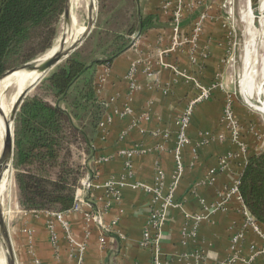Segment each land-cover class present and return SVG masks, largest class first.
<instances>
[{
	"label": "crops",
	"instance_id": "1",
	"mask_svg": "<svg viewBox=\"0 0 264 264\" xmlns=\"http://www.w3.org/2000/svg\"><path fill=\"white\" fill-rule=\"evenodd\" d=\"M174 4L175 0H171L164 9L161 0H138L139 14L152 16L154 25L134 33L129 47L111 62L94 68L93 84L101 104L103 126L98 124L90 135L88 167L95 169V187L81 193L79 210L61 212L71 226L73 242L62 233L56 217L59 212L27 210L17 201L9 210H2L14 264H78L80 246L81 264H150L151 253L139 242L152 194L130 183L153 187L158 166L164 172L162 191L167 192L172 182L178 117L186 102L198 92L194 83L178 75L172 66L206 87L216 81L229 84L231 80L226 76L227 55L234 27L232 16L222 8L220 0L182 2L177 32L190 37L194 24L201 23L194 62L186 43L160 55L162 50L170 49L175 34L171 23ZM132 65L136 68V89L129 94L127 74ZM230 93L225 87L213 89L192 115L187 128L190 141L181 150L183 172L173 193L179 206L170 210L161 239L164 264H199L190 256L196 251L206 256L204 264H219L234 252L239 257L236 264H243L242 260L252 254L250 247L259 249L263 244L258 235L246 230L242 241L231 250L230 239L242 228L240 204L235 197L214 212L205 209L215 204L219 192L240 176L248 159L221 123L223 105ZM126 105L130 112L119 115ZM248 115L247 109L235 101L233 117L239 127ZM220 135L222 139L218 138ZM135 148L143 152L130 157L129 175L121 152ZM230 152L236 156L220 166V158ZM102 157L106 159L94 163L95 158ZM110 179L126 185L115 184L109 190L103 185ZM116 189L118 193L114 195L112 191ZM7 191L1 189V203ZM97 210L98 222L93 218ZM186 214L206 216L194 222ZM50 225L56 240L52 239ZM192 228L195 234L186 236L185 232L188 234ZM3 258L0 243V264ZM261 263L262 256L258 255L251 264Z\"/></svg>",
	"mask_w": 264,
	"mask_h": 264
},
{
	"label": "trees",
	"instance_id": "2",
	"mask_svg": "<svg viewBox=\"0 0 264 264\" xmlns=\"http://www.w3.org/2000/svg\"><path fill=\"white\" fill-rule=\"evenodd\" d=\"M132 2L134 11L126 17L137 20V30L116 36L113 49L102 58L83 61L73 56L55 69L47 77L48 88L55 98L53 103L34 95L25 97L19 105L15 115L13 164L17 170L19 203L25 209L62 212L72 206L73 195L66 181L68 172L57 180L48 181V168L57 158L63 120L73 124V118L79 119L80 111H89L95 104L97 117L93 129L102 118L93 84L95 66L111 62L129 47L134 33L154 25L152 16L139 14L138 0ZM65 5L66 0H0V77L27 58L22 56L26 55L24 49L31 42L33 31L49 26L64 12ZM90 135L84 134L89 152ZM33 165L37 166L33 172L24 169ZM238 189L250 214L264 226V151L248 157Z\"/></svg>",
	"mask_w": 264,
	"mask_h": 264
},
{
	"label": "rangeland",
	"instance_id": "3",
	"mask_svg": "<svg viewBox=\"0 0 264 264\" xmlns=\"http://www.w3.org/2000/svg\"><path fill=\"white\" fill-rule=\"evenodd\" d=\"M92 1L94 3L91 5V8L93 9L91 15L87 14L88 12L83 9H79V11L73 10L72 16L74 20L71 21V14L70 17L68 15L66 18L63 12L46 28L33 31L32 40L24 49V53L26 55L22 56V58H27L11 69L27 68V66H32L38 58L47 53L56 44L58 47H61V49H67L74 42L72 36L75 35L77 31L85 29L88 22H91L90 31L77 45V47L68 56L62 58L55 66L49 69L28 92L26 97L36 95L53 103L55 98L48 88L49 84L47 82V77L55 71V69L65 64L67 59L73 56H77L83 61L102 58L104 55H107L111 49H113L112 42L116 36H119L120 33L124 34L126 31L137 30V20L132 18V16L126 17L129 12L134 11V4L132 0H122L119 4L117 3L119 0ZM220 1L222 3V8L225 10L229 9L232 13L231 16L234 30L231 31L234 33L231 43H234V49L231 58L227 61L228 68L226 76L231 79L230 83L226 84L221 83L220 81H216V83H219V85L221 83L222 87L231 91L229 98L231 111H234V103L236 101L245 107L249 112L247 121L241 125L240 128V142L245 146V152L243 153H245L248 158L250 155H258L264 151V62H262V58L264 59V24H262L264 23V0H259L258 2L259 13L257 16L254 15L253 10L250 8V0H232L229 5L227 2L230 0ZM167 7H169V5ZM248 20L251 23V27L257 29L255 30L258 32L259 40L255 49L256 53L254 52V58L256 61L250 68L253 83V93L250 98L244 94L241 87V82L243 81L245 75V73H242L241 59L243 43L245 40V30L247 26L246 22ZM255 22H257V25H255ZM260 42H262L263 45L260 44ZM0 99L4 101L3 104L7 109L6 116L8 119L9 111L12 106L10 102V94L5 92L0 96ZM70 112L76 113V111ZM79 113V119L73 118V124L63 120L59 146L57 148V158L53 161L52 166L48 168V176L50 177V180L46 176L48 181H53L62 177L64 172L67 171L66 181L69 184L68 187H71L73 200L76 195L80 197L81 193L85 192V188L81 185L84 177L88 173H93V175L95 174V169L88 167V161L91 153L89 152V148L84 140V134L90 135L92 133V129L94 128L93 124L95 123V119L97 117L96 104L89 111H80ZM14 129L15 117L12 120V139L14 136ZM14 148L15 147L13 145V152L15 150ZM98 159L100 158H95L94 163H100L97 162ZM27 168L33 172L37 166L33 165L32 167H24V169ZM9 171V186H5L6 190L8 187V191L4 195V200L1 203L2 210H9L15 203H17V201L19 202V199H21L20 192L15 181L17 170L14 167L13 158Z\"/></svg>",
	"mask_w": 264,
	"mask_h": 264
},
{
	"label": "built area",
	"instance_id": "4",
	"mask_svg": "<svg viewBox=\"0 0 264 264\" xmlns=\"http://www.w3.org/2000/svg\"><path fill=\"white\" fill-rule=\"evenodd\" d=\"M171 0H161L162 7L164 9L167 8L168 5H170ZM232 0L228 1L227 4L229 5ZM225 6V5H224ZM182 0H175L174 9L172 10V22L174 24V31L175 34L172 38L170 49L162 50L160 52V55L169 52L171 50L176 49L179 46H182L184 43L190 45V60L192 62L195 61V41L197 37L200 34L201 31V23L196 22L194 24V27L192 29V34L190 37H183L180 35V33L177 32V27L180 22V14L182 11ZM228 15H232L230 10H226ZM229 46H231L230 51L228 50L227 55V61L231 58L233 53V47L234 43H231ZM230 52V53H229ZM172 68L175 70V72L183 76L187 79H189L191 82L194 83V86L196 89H198V92L195 93L185 104L183 110L181 111L179 117H178V132L176 137V144L174 148V155H175V168L173 170L172 175V182L167 190V192L162 191V185H163V179H164V172L163 170L158 166L155 169V177L154 182L155 185L153 187H148L147 185H144L142 183H136L130 185L132 187H141L145 190H148L151 194V201L149 206V213L148 217L143 225L142 232H141V239L139 242L140 247L143 249H146L150 251L151 253V262L150 264H164V261L162 259V251H161V239L163 235V229L164 226L168 220L169 212L172 208H176L179 206L178 203L174 201L173 193L177 186V183L182 175L183 172V163L181 160V150L182 148L189 144V137L187 135V128L191 122L192 115L194 113V110L196 106L201 103L202 101L208 99L211 95V92L213 89L216 88H222V84L220 83H213L210 86H203L202 84L198 83L194 78L188 77L185 72L179 71L177 68ZM135 67L132 65L130 69L128 70L127 78L129 80V94L133 92L136 89V83L134 82V74H135ZM230 94H228L226 101L223 106V112H222V118L221 123L225 127L226 131L230 134V138L232 142H236V144L239 146V151L241 153L245 152V146L241 144L240 142V128L238 125V122L233 117V111H231V104H230ZM130 112L129 107L126 105L123 108V111L121 113L118 112L119 115L127 114ZM99 126H103V122L99 123ZM219 139H222L223 136L220 135L218 137ZM143 149L135 148L128 151H122L121 153L125 155L126 159L124 161V167L127 170V173L131 175V162L130 157L135 154V152H143ZM195 152V150H193ZM236 155L235 153H227L222 158H220L219 165L223 166L229 159L234 158ZM106 158H100L97 160V162H102ZM214 173V170L210 171V175ZM93 175L88 173L84 179L81 182V185L83 188H85V191H89L95 187V185L92 182L91 176ZM240 177V176H239ZM239 177L235 178L232 183L223 191L219 192L218 200L215 204H212L210 207H205V209L208 211V213H211L212 211H216L218 209H221L225 206V204L231 200L232 197H235L236 201L240 204V213L242 217V228L241 230L237 231L230 239V247L231 250H233L237 243L241 242L243 239L244 232L246 230H251L253 233L258 235L263 244L259 249H256L254 246H251V252L252 254L248 259L242 260L243 264H251L254 260V257H257L258 255L262 256V263L264 264V232L262 231V224H260L248 211L246 206L244 205L242 198L239 193L238 185H239ZM117 184L118 186L126 185L123 181H116L113 179L107 180L104 183V187L112 189L113 186ZM112 193L116 195L118 193V190H113ZM81 201V197L74 198V202L72 206L69 208V210H79V202ZM203 202V200H202ZM56 217L60 222V226L62 229V233L64 237L69 241L73 242V233L70 224L63 219L62 213H56ZM189 219L194 220V222H198L200 219L205 218L204 216H198V215H185ZM94 220L99 221L100 220V210H97V213L94 215ZM50 234L52 236L53 240H56L57 236L55 234V231L53 229V226L50 225ZM188 234L186 236H193L195 234V230L192 228L191 231L187 232ZM190 256H193L195 258V261H198L199 264H204L203 261L205 260V255L201 251H196L193 254H190ZM83 258V247L78 248V255H77V261L78 264L82 263ZM239 260V257L237 256L236 252H234L232 255L228 256L224 260L220 261L219 264H236V262Z\"/></svg>",
	"mask_w": 264,
	"mask_h": 264
},
{
	"label": "bare ground",
	"instance_id": "5",
	"mask_svg": "<svg viewBox=\"0 0 264 264\" xmlns=\"http://www.w3.org/2000/svg\"><path fill=\"white\" fill-rule=\"evenodd\" d=\"M93 3L94 2L92 0H70L69 8H68L69 17H70V14L71 16L73 15V10L79 11V9L86 10V12H88L87 14L91 15L93 12L91 5ZM70 19L71 21L74 20L73 16L72 18L70 17ZM246 23H247V26L245 30V40L243 43V51H242V59H241L242 73H245V75H244L243 81L241 82V87L243 89L244 94L250 98L253 93L252 74L250 72V68H251V65L254 64V62L256 61L254 58V52L256 49L257 42H259V40H258V32L256 31L257 29L255 28L256 29L255 30L254 28L251 27V23L249 22V20ZM84 30L85 29H81L79 31L76 30L77 31L76 34L72 36L73 41L77 40L81 36V34L84 32ZM260 44H262V42H260ZM57 50H58V45L56 44L48 52L46 51L47 53H45L43 56L38 58L34 62L33 66H37L43 61H45L46 59L50 58ZM262 62H264L263 58H262ZM39 77H40L39 72L34 68L29 69V70L18 68L13 71H10L0 77V96L3 93L8 92L10 94V100H11L10 102L12 104L17 99V97L28 87V85L38 80ZM3 103L4 101L0 99V154L2 150L3 138L5 135V122L7 119V116H6L7 109L6 107H4ZM9 169H6V170L0 169V198L2 196L1 189L5 188L6 185L9 186L8 185L9 184V174H10ZM2 263L5 264L4 258L2 260Z\"/></svg>",
	"mask_w": 264,
	"mask_h": 264
},
{
	"label": "water",
	"instance_id": "6",
	"mask_svg": "<svg viewBox=\"0 0 264 264\" xmlns=\"http://www.w3.org/2000/svg\"><path fill=\"white\" fill-rule=\"evenodd\" d=\"M69 2L70 0H66V5L64 9V16L67 18L69 15ZM259 0H250V8L253 10V13L255 16L258 15V6H259ZM255 25H257V22H255ZM91 22H88L87 27L85 28L84 32L81 34V36L73 42V44L68 47L67 49H61V47H58V50L48 59L43 61L37 66H27V68H21V69H36L40 77L38 80L33 82L32 84H29L28 87L17 97V99L12 103L11 109L9 111V118L7 119L5 123V135L3 138L2 143V150L0 154V169H9L12 158H13V139H12V120L15 117V114L18 110L19 105L23 101V99L26 97L28 92L36 85V83L46 74V72L51 69L53 66H55L62 58L68 56L76 47L77 45L82 41V39L88 34L90 31ZM15 69H10L7 72L4 73V75L10 71H13ZM0 240L2 249L4 252V258H5V264H14V258L10 246V242L8 239L7 229L4 222L3 214H2V208L0 203Z\"/></svg>",
	"mask_w": 264,
	"mask_h": 264
}]
</instances>
